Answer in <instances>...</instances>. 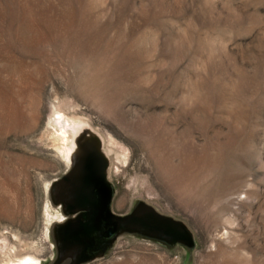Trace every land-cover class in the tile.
<instances>
[{
	"label": "rangeland",
	"instance_id": "obj_1",
	"mask_svg": "<svg viewBox=\"0 0 264 264\" xmlns=\"http://www.w3.org/2000/svg\"><path fill=\"white\" fill-rule=\"evenodd\" d=\"M35 18L72 42L33 54L52 58L25 104L35 127L0 137V255L75 260L55 240L70 219L55 184L75 164L61 111L86 129L74 153L105 157L116 208L150 214L148 235L78 264H264V0H0V67L27 55L15 31Z\"/></svg>",
	"mask_w": 264,
	"mask_h": 264
},
{
	"label": "bare ground",
	"instance_id": "obj_2",
	"mask_svg": "<svg viewBox=\"0 0 264 264\" xmlns=\"http://www.w3.org/2000/svg\"><path fill=\"white\" fill-rule=\"evenodd\" d=\"M54 30L56 29L43 31L40 21L36 18L33 20L22 19L19 22L14 39L20 43V49L24 50L27 55L17 57L11 51L5 55L4 62L0 67V137L4 138L11 132H26L35 127L36 115L34 113L27 115L25 113V104L27 103L26 100L33 94L42 96L45 93L46 84L52 79L48 69L52 58L50 59V55L46 54L47 56L43 59L48 64H45L34 58L40 56L33 54L41 55L40 49L46 44L70 48L72 42L68 38L64 40L65 37L63 38L59 35L57 39H53ZM106 87L108 88L107 85ZM106 87L100 89L99 93L108 91ZM32 107L34 108V106L28 107L29 110H33ZM54 113L57 116L51 117L52 121L60 127L58 129L61 131L60 135L59 132H55L58 133L57 135L63 141V145L60 148L64 151V157L70 166L79 158L78 152L74 153L73 147L70 145L71 139H74L76 135H80L86 129L82 126V128L80 127L82 119L79 117H66L61 111H55ZM73 133H76V135L74 136ZM82 143H84L83 140ZM72 144L75 145V142L73 141ZM164 160L170 169L174 168L170 164V159L165 157ZM194 160H187L186 164L192 166L194 163L203 162L201 157L194 158ZM0 264H38V258L31 255H22L19 252L13 253L9 250L5 254L0 255Z\"/></svg>",
	"mask_w": 264,
	"mask_h": 264
},
{
	"label": "flooded vegetation",
	"instance_id": "obj_3",
	"mask_svg": "<svg viewBox=\"0 0 264 264\" xmlns=\"http://www.w3.org/2000/svg\"><path fill=\"white\" fill-rule=\"evenodd\" d=\"M88 152L86 161L91 158L93 150L89 149ZM85 160L78 166L80 170L86 166L84 171H79L81 187L75 189L77 198L70 204L77 211L73 215L74 220L66 223L63 234L66 240L82 245V256L103 258L108 255L122 236L133 232L142 235L149 234L148 226L142 224L145 218L147 220L148 210L141 205H135L126 211L117 209L116 203L121 197L116 199L117 186L108 171L106 173L112 197L110 204L104 207L103 189L97 184L95 163L86 164ZM63 176H66V173ZM72 207H70L71 210ZM96 250H104V253L99 255L94 253Z\"/></svg>",
	"mask_w": 264,
	"mask_h": 264
},
{
	"label": "water",
	"instance_id": "obj_4",
	"mask_svg": "<svg viewBox=\"0 0 264 264\" xmlns=\"http://www.w3.org/2000/svg\"><path fill=\"white\" fill-rule=\"evenodd\" d=\"M84 143H83V152H82L81 156L79 158H77L74 166L71 169H69L68 172H66V176L62 177L60 183L55 184V185H58V187H59L58 191L56 193V196L58 194L61 195V203L64 206V211H65L66 215L70 217L68 223L70 221L74 220L73 215L77 211L72 206H70V204H72L74 199L76 200V198H77V196H76L77 191H75V189L81 187V185L79 184V179H80L79 171H81L82 169L80 170L78 168V166L89 155V152H88L89 149L93 150V152L91 153L92 156H91V158H88L87 161L85 160V162H86V164L95 163L97 184L103 189L104 207H106L110 204L111 197H112V191H111L110 183L108 181L107 173H106V171H108V169H107L105 157L95 147H93V148L91 146L85 147ZM85 168H86V166H85ZM85 168H83L82 171H84ZM54 198H55V195H54ZM141 206H144V208H147V210H148L147 220L145 218V220L142 222V224L147 225L148 228L150 229V214H149L148 205L142 204ZM70 207H72V210L70 209ZM138 220H141V219L138 218ZM97 224H98V222H97ZM66 226L67 225L64 224L62 226V228H60V226H59L56 228L57 230H55L56 231V238H55L56 243L57 244L59 242L62 243V245L60 244L61 246L59 245L60 246L59 257L62 255V253L64 251L75 248L77 250V253H76L75 260H74L73 264H78L79 262H84L87 260L97 259V258H89V257L82 256V251H83L82 245L79 243L71 242V241L66 240L64 238L63 231L65 232L64 229H66ZM57 250L59 251L58 246H57ZM94 253L101 255L104 253V250H101V251L96 250V251H94Z\"/></svg>",
	"mask_w": 264,
	"mask_h": 264
}]
</instances>
